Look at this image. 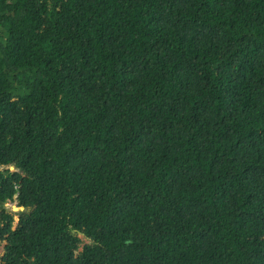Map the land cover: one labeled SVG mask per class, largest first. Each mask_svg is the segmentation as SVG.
Segmentation results:
<instances>
[{
	"label": "trees",
	"instance_id": "obj_1",
	"mask_svg": "<svg viewBox=\"0 0 264 264\" xmlns=\"http://www.w3.org/2000/svg\"><path fill=\"white\" fill-rule=\"evenodd\" d=\"M1 244L264 264V0H0Z\"/></svg>",
	"mask_w": 264,
	"mask_h": 264
},
{
	"label": "rangeland",
	"instance_id": "obj_2",
	"mask_svg": "<svg viewBox=\"0 0 264 264\" xmlns=\"http://www.w3.org/2000/svg\"><path fill=\"white\" fill-rule=\"evenodd\" d=\"M16 203L8 205V209L12 212H17L18 208H16ZM17 219V218H16ZM4 251V244L0 245V256L2 255Z\"/></svg>",
	"mask_w": 264,
	"mask_h": 264
},
{
	"label": "clouds",
	"instance_id": "obj_3",
	"mask_svg": "<svg viewBox=\"0 0 264 264\" xmlns=\"http://www.w3.org/2000/svg\"><path fill=\"white\" fill-rule=\"evenodd\" d=\"M8 205H10V204H7V208H8ZM17 205V204H16ZM16 208H18V211L17 212H19L21 209L18 207V205L16 206ZM2 245V244H1ZM5 245V244H4Z\"/></svg>",
	"mask_w": 264,
	"mask_h": 264
}]
</instances>
